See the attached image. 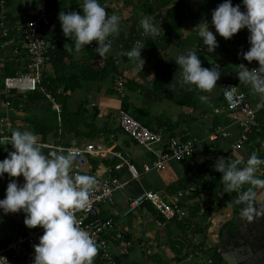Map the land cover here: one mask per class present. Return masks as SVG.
<instances>
[{"label": "crops", "instance_id": "crops-1", "mask_svg": "<svg viewBox=\"0 0 264 264\" xmlns=\"http://www.w3.org/2000/svg\"><path fill=\"white\" fill-rule=\"evenodd\" d=\"M146 1L153 0H106L102 4L110 14L116 13L121 17V30L119 35L113 34L110 37L113 45L106 56V62L101 65L103 68H100V76L93 81L82 80V87L70 93L69 110L72 113L81 111L80 117L73 120L74 127L69 124V128L73 127L74 130L65 132L59 128L58 136L52 131L47 136L46 142L43 140V135L39 134V137L43 144L49 145L45 150H59L57 148L59 146L82 147L89 143H104L108 149L107 153L88 156L85 169V173L97 178L96 185L107 176L108 169L112 165L119 164L117 157L119 154L129 159L138 173L139 176L133 178L126 166L121 171L114 172L116 177L125 181L126 186L114 193L113 202L99 206L100 216L106 220H113L116 231L123 234L122 239L113 240L114 255L119 262L204 264V257L209 253H220L224 236L228 235L239 221L244 228L247 227L249 218L242 216L241 211L232 207L218 208L211 215H204L205 203L202 199L205 197L200 195L203 171L205 168L208 169L206 180H214L220 173L215 167L219 157L228 161L233 151H238L245 157L254 151L259 154L260 150L256 145L260 141H253L250 136L247 143L240 148L236 147L241 130L236 122L235 113L225 107L221 77L211 92L199 93L194 101L192 100L191 105L183 103L193 87L181 83L179 65L173 57L192 49L198 55L204 53V61L209 65H219L223 72L238 71L237 65L241 62L246 63V60L240 57L245 45L241 31L231 39H226L217 33L219 46L216 51L207 50V46L199 36V28H196L205 18L211 21V17L207 15L211 9L207 0H184L189 7V16L184 21L179 35L172 32V29L165 24V16L160 14L150 16L159 29L158 33L145 34L140 21L146 16L142 9ZM179 1L181 0H173L166 10ZM12 2L11 7H4L0 12V70L5 63L10 62L19 71L28 60L25 50L21 47L25 23L37 15L39 7L34 0H12ZM211 27L215 32L214 26ZM4 32L8 35L15 32L12 40H3ZM95 43L96 41L92 42ZM140 45L144 47L142 56L146 61L142 72L138 69L135 59L126 54L128 50ZM212 54L216 55L218 62ZM83 55V52L75 54L74 66L79 63ZM165 73L167 82L162 89H157L155 86L157 75ZM176 73V87L173 89L169 84L173 82ZM53 74L54 69L49 65L46 75ZM150 75L153 77L148 78ZM121 79L124 82L123 87L117 84ZM241 88L243 89V82ZM1 93V117L8 113L11 119V132L16 129L36 132L30 122L35 121L36 118L47 125L60 126L61 111L56 102L35 100L23 102L19 108L11 105V108L7 109ZM201 95H208L209 100L202 101ZM19 97L20 94L14 95V98ZM249 99L254 106L264 101V97L254 93L252 89L249 90ZM218 108L220 113H216ZM122 111L142 119L146 126L167 138L193 140L196 145L195 152L183 161L168 163L163 170L153 169L145 172L144 166L151 162L155 154L149 153L122 132L119 123ZM15 117L28 118V123L24 124L19 120L21 124L17 126ZM55 117L56 123H53ZM259 122L262 125L260 119ZM220 130L218 138L212 140L211 136ZM259 130L261 126L257 129ZM223 132L227 133L226 137L221 135ZM262 151L264 152V146ZM257 174L264 177V166H261ZM23 179V176L19 177L21 182ZM192 188L196 191L191 192ZM222 189L223 187L219 188V192L225 195ZM150 190L162 195L179 197L188 211L189 218L166 222L150 206L126 215L125 211L130 201ZM180 192H184L181 197ZM1 195L0 198L5 196L2 193ZM205 201L207 205H215L213 202H207L209 201L207 198ZM252 203L255 207L264 204V187L256 193ZM198 205H201V211L195 214ZM24 216L22 211L7 215L0 211V247L15 239L28 227L24 223ZM186 220H190V224ZM231 223H233L231 228L222 233L224 227ZM227 240L230 244L231 238L228 237ZM99 261L97 252L94 264ZM222 261L227 264L223 258Z\"/></svg>", "mask_w": 264, "mask_h": 264}, {"label": "clouds", "instance_id": "clouds-1", "mask_svg": "<svg viewBox=\"0 0 264 264\" xmlns=\"http://www.w3.org/2000/svg\"><path fill=\"white\" fill-rule=\"evenodd\" d=\"M80 8L82 12H59L64 35L74 39L77 53L96 41L95 50L101 56L107 55L112 48L110 37L120 33L121 17L110 14L100 0H83ZM140 24L145 34L156 35L159 31L150 16H144ZM210 25L214 26L215 32ZM196 28H199V36L208 51H216L219 46L217 33L231 39L242 29L249 31L250 47L242 50L240 55L249 63L258 61L259 66L250 68L241 62L236 73L240 82L250 85L254 93L264 97V0H242V4L222 0L212 9L211 21L205 18ZM143 48V45L136 46L126 53L135 59L141 72L146 62L142 56ZM173 58L179 65L182 84L194 85L205 93L217 86L222 72L219 65L204 66L201 57L192 49ZM176 79L177 73L169 84L173 89ZM200 99L207 101L209 96L201 95ZM4 141L11 143L12 148L7 149L8 155L0 159V178L6 173L8 178L6 195L0 198V211L5 215L22 211L26 226L44 229L39 243L34 245L31 264H94L97 243L80 225L75 211L88 205L98 180L93 175L73 171L79 149L45 150L46 145L41 142L39 134L29 129H16L10 137H0V145ZM261 166H264V157L255 151L247 157L233 151L228 161L219 157L215 164L222 173L223 192L239 194L237 203H245L241 214L249 219L258 211L253 207L256 193L251 186L264 187V178L257 174ZM21 176L23 182L19 180ZM245 185L250 187L243 191ZM0 264L11 262L7 256H0Z\"/></svg>", "mask_w": 264, "mask_h": 264}, {"label": "built area", "instance_id": "built-area-1", "mask_svg": "<svg viewBox=\"0 0 264 264\" xmlns=\"http://www.w3.org/2000/svg\"><path fill=\"white\" fill-rule=\"evenodd\" d=\"M53 29H55V24L52 14L44 5L39 6L37 15L26 21L21 47L25 50L28 60L24 62L23 67L15 76L4 79V94L7 98L4 100V106L7 109L11 108L12 102L9 99L13 98L15 92L26 95L28 92L38 91L39 83L45 77L47 68L51 64V52L57 46V41L46 35V32ZM3 36L8 37V33L4 32ZM221 78L223 79L222 96L225 107L228 111L235 113L236 122L241 130L240 140L236 146L240 148L261 126L259 113L264 109V101L256 106L252 104L249 99V91H244L241 88L242 82H240L236 70L222 71ZM117 84L119 87H123L124 82L121 79ZM48 97L55 102L51 95ZM216 113H220L219 108ZM119 123L124 134L149 153L155 154L151 162L144 166L145 172L153 169L163 170L168 163L183 161L195 152L196 145L193 140H182L178 137L167 138L126 111L121 112ZM219 133L221 130L211 136V139L216 140ZM11 134V119L7 113L0 117V137H10ZM221 135L226 137L227 133L223 132ZM4 143H8V141H4ZM8 144L12 146L11 143ZM57 148L66 151L68 147L59 146ZM76 148L79 149V155L74 162L73 171L81 173L86 172L88 156L102 155L108 151L104 143H89ZM117 157L119 164L112 165L108 169L107 176L101 183L94 186L88 205L75 211L80 225L89 231L97 243L100 261L96 264H122L114 255L113 240L122 239L123 234L116 231L113 220H105L100 216L99 206L113 202L114 193L126 186L125 181L116 177L114 172L121 171L126 166L133 178H137L139 175L129 159L122 154ZM195 191V188L191 189V192ZM183 195L184 192L179 193L180 197ZM200 195L205 197L203 189L200 190ZM145 206L152 207L157 215L166 222L182 221L188 217V211L181 204L179 197L162 195L152 190L134 197L125 214H131ZM43 232L42 227L25 228L15 239L0 247V256H7L11 264H31L34 258V245L39 243V237ZM203 262L204 264H225L223 261H217L212 252L204 257Z\"/></svg>", "mask_w": 264, "mask_h": 264}, {"label": "trees", "instance_id": "trees-1", "mask_svg": "<svg viewBox=\"0 0 264 264\" xmlns=\"http://www.w3.org/2000/svg\"><path fill=\"white\" fill-rule=\"evenodd\" d=\"M106 0H100V3L103 4ZM210 6V11L207 13L209 17H211L212 9H214L222 0H207ZM36 5L39 7L44 5L47 7L48 12L52 14V20L55 24V29L52 31L46 32L51 39H55L57 41L56 48L51 52V66L54 69V74L51 76L46 75L39 83V89L36 92H28L26 95L20 93L19 98H11L9 99L12 102V105L16 108L20 107V104L23 102L35 101V100H51L48 95H51L55 102L60 106V126H50L47 125L43 121H30L31 124L34 126L35 131L38 134L43 135L44 141L46 140L47 136L59 128H62L65 132L74 130L73 127V120L80 117L81 111L76 113H72L68 107V99L70 97V93L74 92L75 90L82 87V80L85 81H93L96 80L100 76V68L101 65L106 62V56H101L96 50L95 44L86 46L80 52H83L84 55L82 56L79 63L74 66V57L77 53L75 51V41L74 39L71 40L70 37L64 35L63 30L61 28L60 21L58 19V14L61 10H79L82 12L80 6L83 3V0H34ZM173 0H153L146 1L142 5V9L147 16L153 15H163L165 16V24L172 29V32L175 35L180 34L181 27L184 21L188 18L189 14V7L184 0L179 1L176 5L170 7L166 10V7L170 5ZM12 0H0V12L2 8L6 7L9 8L12 6ZM234 4L240 3L242 4V0H233ZM243 7V5H242ZM15 32L10 33L8 37H4L3 40L10 41L12 40ZM241 36L244 40L245 48L243 50H247L250 47L248 36L249 31L247 29L241 30ZM113 45V44H112ZM214 59L218 62L219 59L216 57L215 54H212ZM201 59H203V64L206 67H212L214 65H209L207 62L204 61V53H199ZM240 57H242L240 55ZM246 63L249 65L250 68L258 67V61H253L249 63L246 60ZM76 70V72H75ZM18 72V69L15 67L13 63L7 62L5 63L2 70H0V92L2 100H6V96L4 94V79L6 77L15 76ZM104 73H106V69H104ZM167 82V74H158L155 86L157 89H162ZM193 89L189 93L187 100L183 103L185 104H193L195 96L199 93L203 92L202 90L196 88L194 85H191ZM243 90L249 91L251 90V86L243 83ZM17 92L14 93V95ZM25 99V100H24ZM193 100V101H192ZM126 110V106H125ZM259 119L261 121V130L255 132L251 135L253 141H260L256 145L259 148L261 157H264V152L262 151V146H264V109L260 111ZM139 121L143 122L140 118ZM71 126L69 128V124ZM144 123V122H143ZM55 135L58 134V131L54 133ZM46 142V141H45ZM12 146H9L7 143H3L0 145V159H3L5 156L8 155V150H10ZM208 173V169L205 168L203 171V178H202V189L205 191V198H207V202H213L215 205L212 206L211 204L204 205V215H211L213 211H216L218 208H235L237 211H241L242 208L245 206V203H237L238 193L232 192L227 193L225 195H221L219 192V188L223 187V182L221 181L222 173H219L218 176L212 180L208 181L205 179V175ZM264 178L263 176H261ZM8 184L7 173L5 174L4 178H0V194L6 192ZM250 187L249 185H245L243 191H246ZM255 193L260 192L263 187L260 186H251ZM253 202V201H252ZM183 205V203H181ZM201 211V205L197 206L195 209V214ZM189 218V217H188ZM187 218V219H188ZM106 220V219H105ZM190 224V220H186ZM233 223L228 224L222 230V233L231 228ZM181 252V250L179 251ZM214 257L217 261H222V256L218 252H213Z\"/></svg>", "mask_w": 264, "mask_h": 264}, {"label": "water", "instance_id": "water-1", "mask_svg": "<svg viewBox=\"0 0 264 264\" xmlns=\"http://www.w3.org/2000/svg\"><path fill=\"white\" fill-rule=\"evenodd\" d=\"M255 208L258 211L247 220V227L244 228L239 221L237 226L228 232L231 243L228 248L220 249V254L227 264H264V204ZM227 249L234 255L232 259L227 258Z\"/></svg>", "mask_w": 264, "mask_h": 264}, {"label": "rangeland", "instance_id": "rangeland-1", "mask_svg": "<svg viewBox=\"0 0 264 264\" xmlns=\"http://www.w3.org/2000/svg\"><path fill=\"white\" fill-rule=\"evenodd\" d=\"M243 42H244V40H243ZM261 100V99H260ZM260 102H263V101H260ZM0 117H1V112H0ZM14 118V117H13ZM28 119V118H27ZM27 119H22V118H18V117H15V125H20L21 123H20V121H23L24 122V124H27L28 123V121H27ZM56 117H55V119L53 118V123L55 122L56 123ZM20 120V121H19ZM17 121V122H16ZM35 121L36 122H38L39 120L36 118L35 119ZM54 125V127L56 128V124H53ZM33 128H34V126H33ZM35 130V129H34ZM58 130H54V132L56 133ZM37 133V132H36ZM58 134H59V131H58ZM58 134H56L57 136H58ZM2 194H4V195H6V192H4V193H2ZM2 195L0 194V197H1ZM206 198H204V199H202V201H204V203L206 204Z\"/></svg>", "mask_w": 264, "mask_h": 264}, {"label": "flooded vegetation", "instance_id": "flooded-vegetation-1", "mask_svg": "<svg viewBox=\"0 0 264 264\" xmlns=\"http://www.w3.org/2000/svg\"><path fill=\"white\" fill-rule=\"evenodd\" d=\"M228 237H230L229 233H228V235L224 236L222 247H225V248L229 247V241L227 240ZM226 255H227L228 259H232L231 257L234 256L233 254L230 253L229 249H227V254Z\"/></svg>", "mask_w": 264, "mask_h": 264}]
</instances>
